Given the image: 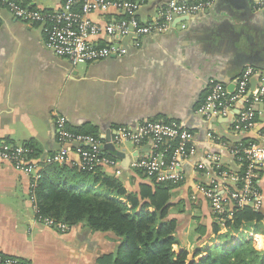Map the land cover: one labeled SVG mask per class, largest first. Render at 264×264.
Listing matches in <instances>:
<instances>
[{"label": "crops", "instance_id": "crops-1", "mask_svg": "<svg viewBox=\"0 0 264 264\" xmlns=\"http://www.w3.org/2000/svg\"><path fill=\"white\" fill-rule=\"evenodd\" d=\"M16 1L39 11H55L62 5V0ZM132 1L141 4L138 19L146 23L158 18L169 0ZM252 1L218 0L198 16L177 21L167 33L145 38L139 49L129 48L123 57L104 59L81 69L48 51L38 26L17 21L0 9V144L31 143L36 156L31 160L41 163L62 148L54 122L63 117L69 130H96L104 160L100 172L119 181L128 193H138L142 184L153 186L152 179L139 175L133 167L137 160L149 156L151 145L113 144L116 130L148 121L178 124L194 135L195 154L185 168L182 186L171 192L168 205L186 201L190 205L186 212L198 209L204 221L198 225H205L210 233L209 204L201 193L209 179L194 170V162L214 154L220 163L226 161L222 165L227 169H238L227 151L215 149V140H208L207 135L211 132L229 149L242 138L262 145L259 137L264 134V104L257 106L253 130L239 138L225 119L207 122L195 112L210 80L232 88L244 68L251 66L256 84H264V11L254 10ZM118 16L116 9L108 8L89 18L104 25ZM98 42L102 44L103 38ZM109 145L114 152L106 148ZM74 147H70L68 161L57 165L66 170L68 189H79L75 178L80 172L79 156ZM41 170L28 175L0 160V253L32 264H98L103 256L115 254L118 240L111 232H92L83 225L61 231L37 220L31 193L33 177H40ZM81 191L104 189L86 182ZM175 194L179 197L172 201ZM183 212L175 208L168 211V219L177 221V229L187 221ZM262 212L264 215V209ZM190 218L184 232L192 226V212ZM259 228L261 234L244 233L264 250V217ZM180 229L177 236L184 234ZM206 247L205 243L200 245V249ZM182 249L185 247H178ZM194 254L195 249L192 258Z\"/></svg>", "mask_w": 264, "mask_h": 264}, {"label": "built area", "instance_id": "built-area-1", "mask_svg": "<svg viewBox=\"0 0 264 264\" xmlns=\"http://www.w3.org/2000/svg\"><path fill=\"white\" fill-rule=\"evenodd\" d=\"M218 0H197L187 3L169 0L158 14V18L146 23L138 19L140 3L128 0H63L55 11L31 10L10 0H0V9L7 11L22 23L38 26L44 36V45L56 57L66 60L72 67L78 64H93L108 58L126 55L129 48L139 49L145 38L162 35L172 29L175 21L193 18L207 11ZM254 10L264 11V0H253ZM116 9L118 17H112L104 25L93 22L92 13ZM103 38V43L98 42ZM256 75L251 66L244 68L234 81L232 93L221 83L210 80L206 85V95L196 108V114L209 122L216 118L227 119L235 137H243L256 124L257 106L264 104V84H258L251 91L250 81ZM237 106V109H236ZM237 110L233 114L234 110ZM58 143L62 148L41 163L32 161L31 150L23 145L0 144V160L10 163L15 170L28 175L37 173L46 166L63 165L74 147L79 156L81 171L94 172L104 163L100 156L102 143L89 136L73 135L63 117L54 122ZM208 140H215L214 147L232 157L238 169H227L219 162L218 156L208 154L195 163L194 170L208 177L209 183L201 193L209 204L210 214L221 221L230 218L234 208H249L254 212L264 209V134L260 135L262 145H241V140L229 149L211 132ZM130 142L134 145L149 143L148 157L137 160L133 167L147 178L157 182H182L185 168L195 154L194 135L189 130L174 123L148 121L135 127H120L116 130L113 144ZM105 163L110 164L109 161ZM35 179V177H33ZM36 214L38 212L36 211ZM38 216V215H37ZM40 223L67 230L65 225L50 219L37 217ZM0 264H32L14 257H1Z\"/></svg>", "mask_w": 264, "mask_h": 264}, {"label": "trees", "instance_id": "trees-1", "mask_svg": "<svg viewBox=\"0 0 264 264\" xmlns=\"http://www.w3.org/2000/svg\"><path fill=\"white\" fill-rule=\"evenodd\" d=\"M10 1L28 7L16 0ZM68 131L73 135L98 140L94 129ZM250 142L243 139L241 145L246 146ZM23 146L31 150L30 159L36 158L33 144L25 143ZM64 171L61 166H46L41 170L40 177L33 179L31 196L38 210L37 217L50 219L68 228L83 225L92 232L113 233L118 240L117 250L113 255L98 259V264H264V251L258 249L252 238L240 237L233 244L230 242L232 232L238 235L242 232L261 234L259 227L264 217L262 211L234 208L231 217H223L222 222L210 216V235L219 242L227 240V248L221 249V246L215 244L202 249L196 247L193 260L188 262L187 250H174L175 246L182 247L175 237L177 221L167 219L170 208L182 213L188 209L187 206L190 207L182 200L168 205L171 192L181 187L183 181L157 182L155 178H150L153 186L142 184L138 193H128L119 181L104 176L98 167L94 172L79 170L75 174L79 189H68L65 185L70 182ZM86 182L93 186L99 185L104 191H81ZM222 228L227 230L223 235L220 233ZM195 233L199 238H204L207 227L198 225ZM0 256L8 257L1 253Z\"/></svg>", "mask_w": 264, "mask_h": 264}, {"label": "rangeland", "instance_id": "rangeland-1", "mask_svg": "<svg viewBox=\"0 0 264 264\" xmlns=\"http://www.w3.org/2000/svg\"><path fill=\"white\" fill-rule=\"evenodd\" d=\"M86 66V64H78L77 66H75V67H77L78 69H81V67H85ZM263 82H264V79H263ZM231 130V129H230ZM221 163L223 164V165H226V161L225 160H222L221 161ZM73 183H71V185H72ZM173 196V195H172ZM179 197V194H175L173 197H172V201H174V200H176L177 198ZM188 199H189V201H190V204L194 207L195 206V201H193V199H192V197L189 195V197H188ZM191 212H192V214L194 215V218H193V223H191V228L190 229H187V231H185L184 232V230H183V228H185V226H187L188 225V223H189V219H191L190 218V214H191ZM185 215H184V219L186 220L187 219V221L186 222H184V223H180L179 225L180 226H184V227H181V229H180V227H179V229H180V232H181V230H183L181 233H184V234H180V236H177V235H175V237L178 239V241H179V243L180 244H182L181 246L182 247H185V249H188V251H189V255H188V257H187V260H188V262L189 261H192L193 260V258H192V252H193V250L195 249V247H199L200 248V245H203L204 243H205V245H207V247H209L210 245H212V244H215L216 246H221V249H226L227 248V240L225 241H221V242H219L218 241V239L216 238V237H213V236H211L210 235V233H206V236L204 237V238H199V235L198 234H196L195 233V230L193 229V227H195L194 225H196V227H197V225H198V223H201V221H202V218L200 217V213L198 212V209H196V210H191L190 212H186V210H185V212H183ZM185 216H186V218H185ZM167 219H168V216H167ZM214 221V220H213ZM217 221V220H216ZM221 222V221H220ZM219 222V223H220ZM196 223V224H195ZM202 224H204V221H202ZM205 226V225H204ZM179 229H177V231L176 232H178L179 231ZM194 230V231H193ZM210 231V230H209ZM226 231L227 230H225L224 228H222V231L220 232L221 233V235H223L224 233H226ZM179 232V233H180ZM240 233V232H239ZM179 235V234H178ZM232 241H230L232 244H233V242H235V241H237V239H239L240 237H244L245 239L246 238H250L251 236H249V235H247V234H245V233H240L239 235L238 234H234L233 232H232ZM253 239V238H252ZM254 240V239H253ZM257 243V242H256ZM190 246V248H187V247H189ZM259 244H257V247H258V249H259V246H258ZM204 247V246H203ZM174 250L177 252V251H179L178 250V247L177 246H175L174 247ZM260 250V249H259ZM260 251H264L263 249L262 250H260ZM197 260V259H196Z\"/></svg>", "mask_w": 264, "mask_h": 264}, {"label": "water", "instance_id": "water-1", "mask_svg": "<svg viewBox=\"0 0 264 264\" xmlns=\"http://www.w3.org/2000/svg\"><path fill=\"white\" fill-rule=\"evenodd\" d=\"M184 20H188V18H184V19H180V20H177L178 22H182V21H184ZM177 21H175V23L177 22ZM174 23V24H175ZM254 78H256L255 76L251 79V81H250V86H251V91L252 90H254L255 89V87L258 85V84H256V79H254ZM233 89H234V85H233V87L232 88H227V91L229 92V93H232L233 92ZM236 109H237V106H236ZM234 110L233 111V114L234 113H236L237 112V110ZM231 118H232V116H229L227 119H225L227 122H229L230 120H231ZM106 148H108L110 151H112V152H114V148H113V146L112 145H109V147H106Z\"/></svg>", "mask_w": 264, "mask_h": 264}]
</instances>
